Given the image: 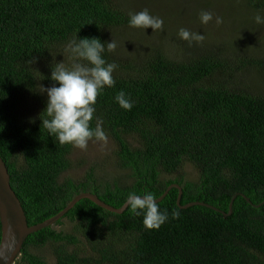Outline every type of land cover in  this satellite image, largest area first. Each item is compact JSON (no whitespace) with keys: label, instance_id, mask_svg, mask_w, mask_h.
Here are the masks:
<instances>
[{"label":"trees","instance_id":"obj_1","mask_svg":"<svg viewBox=\"0 0 264 264\" xmlns=\"http://www.w3.org/2000/svg\"><path fill=\"white\" fill-rule=\"evenodd\" d=\"M121 3L0 0V157L28 226L54 217L81 193L119 209L130 191L147 190L157 199L172 184L182 189L181 206L202 202L227 213L237 195L232 214L180 209L172 188L158 203L168 221L146 230L142 216L111 213L83 199L53 226L29 235L14 264H51L43 255L48 247L53 264H264V55L243 46L237 55L221 48L174 56L164 31L151 43L160 32L148 38V29L130 28L131 12ZM244 5L250 14L264 13V0ZM203 7L216 10L212 3ZM126 29L140 30L141 39L122 59L118 48L105 52L118 65L116 84L97 97L91 122L94 128L102 121L116 145L113 170L124 172L102 173L92 164L79 180L62 178L73 167L74 148L41 127L37 117L47 97L39 86H52L54 62L70 63L63 46L78 30V38L108 43ZM142 41L149 44L144 53ZM121 90L134 102L130 111L115 102ZM186 164L196 181H185ZM64 222L72 224L70 231L60 229Z\"/></svg>","mask_w":264,"mask_h":264},{"label":"clouds","instance_id":"obj_2","mask_svg":"<svg viewBox=\"0 0 264 264\" xmlns=\"http://www.w3.org/2000/svg\"><path fill=\"white\" fill-rule=\"evenodd\" d=\"M198 20L201 25L214 21L219 26L224 22L222 16H215L210 11H201ZM253 20L257 25H264V13L258 12ZM163 25L164 20L152 15L147 9L128 14L130 28L142 29L144 32L150 28L153 33L162 31ZM78 31L63 46V54L67 55L70 63L66 64L64 59L59 63L54 62L48 77L52 86L49 88L39 86V92L46 94L47 100L45 109L37 118L48 136H54L58 144L70 145L84 151L90 141L100 143L101 148L108 141V134L102 126V121L97 119L94 128L91 122L96 113L97 97L105 88H112L116 84L113 73L118 65L115 62H108L104 54L106 51L115 52L118 43L114 39L104 43L99 38H78ZM177 36L189 44H202L206 39L204 34L186 28H180ZM62 56L64 58V55ZM33 63L35 60L28 61V64ZM114 99L125 111H130L134 107L131 97L123 90L118 92ZM32 122L34 121L30 120V123ZM156 200L153 192L130 191L124 206L126 205V209L132 215L143 217L142 224L146 230H158L168 221L169 213L167 209L161 210ZM172 218L178 219L179 212L173 211Z\"/></svg>","mask_w":264,"mask_h":264},{"label":"rangeland","instance_id":"obj_3","mask_svg":"<svg viewBox=\"0 0 264 264\" xmlns=\"http://www.w3.org/2000/svg\"><path fill=\"white\" fill-rule=\"evenodd\" d=\"M121 2L122 5L128 7L131 13L147 9L152 15L161 17L164 20L163 30L159 31V35L153 36L150 42L161 41L164 31V37H166L165 48L174 56H191L193 52H199L200 49L218 50L227 48L236 51L243 46L246 47V52L249 51L254 55L257 52L264 55V25L254 23L253 18L256 14L246 12L244 0H121ZM210 3L214 5L216 10L204 9L203 6ZM230 4L232 5L230 6ZM240 8L243 10H240ZM227 9H231V12L226 11ZM197 10L210 11L215 16H222L224 22L219 26L214 21L207 25H201L198 19L193 20L191 18V14L197 12ZM234 10L242 12V14H236ZM248 15L249 18H247ZM180 28L200 32V34L205 35L206 39L202 44H191L192 49H190V44L181 41L177 36ZM139 32L141 31L133 29L118 30L114 40L117 41V48L120 50L119 58L129 56L135 45L139 44L141 39ZM126 34L132 35V37ZM154 34L155 32L152 33V30H147L146 35L148 38ZM141 45L143 47L142 52H146L149 44L142 41ZM232 54L237 55V51ZM115 151L116 145L110 138H108L103 148H101L100 143L95 141H90L88 148L84 151L74 148L71 155L73 167L65 172L62 178L79 180L92 164H99L102 173H123L124 171L113 170ZM182 172L185 181L197 180V174L190 165L183 166ZM71 228L72 224L70 222H64L63 227L60 229L70 231ZM56 229L60 230L58 227ZM43 255L49 263H54L55 259L49 247L45 249Z\"/></svg>","mask_w":264,"mask_h":264},{"label":"water","instance_id":"obj_4","mask_svg":"<svg viewBox=\"0 0 264 264\" xmlns=\"http://www.w3.org/2000/svg\"><path fill=\"white\" fill-rule=\"evenodd\" d=\"M172 188L178 191L176 205L180 209H187L192 206H204L211 210L221 213L224 216H230L232 214V205L235 197L233 196L229 205L228 212H222L217 208H214L208 204L202 202H193L186 205H180V199L182 195V189L177 184L170 185L165 192L156 200V203L161 202L169 190ZM247 203H251L249 199L240 195ZM86 199L108 212L121 214L126 209V205H122L119 209L113 208L104 202H102L96 195L92 193H81L76 195L67 206L54 217L33 226H28L24 210L18 200L15 192L10 185V176L6 169V165L0 157V264H14L19 258L23 244L27 237L33 233H36L46 227L53 226L60 218H62L69 210H71L80 200ZM257 205L255 207H260Z\"/></svg>","mask_w":264,"mask_h":264}]
</instances>
